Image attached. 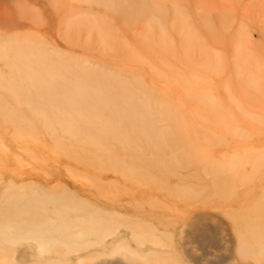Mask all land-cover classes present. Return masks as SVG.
I'll list each match as a JSON object with an SVG mask.
<instances>
[{
	"label": "rangeland",
	"instance_id": "1",
	"mask_svg": "<svg viewBox=\"0 0 264 264\" xmlns=\"http://www.w3.org/2000/svg\"><path fill=\"white\" fill-rule=\"evenodd\" d=\"M0 264H264V0H0Z\"/></svg>",
	"mask_w": 264,
	"mask_h": 264
}]
</instances>
